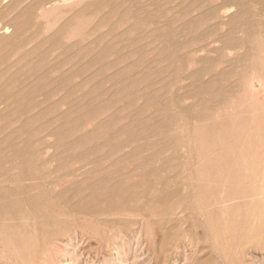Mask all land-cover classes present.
I'll return each mask as SVG.
<instances>
[{
	"label": "rangeland",
	"instance_id": "374dc122",
	"mask_svg": "<svg viewBox=\"0 0 264 264\" xmlns=\"http://www.w3.org/2000/svg\"><path fill=\"white\" fill-rule=\"evenodd\" d=\"M119 157L185 171L192 187L176 192L225 201L207 218L221 237L196 225V245L162 247L155 212L87 218ZM81 166L86 185L50 187ZM40 173L57 220L0 232V264H264V0H0V177Z\"/></svg>",
	"mask_w": 264,
	"mask_h": 264
},
{
	"label": "bare ground",
	"instance_id": "6f19581e",
	"mask_svg": "<svg viewBox=\"0 0 264 264\" xmlns=\"http://www.w3.org/2000/svg\"><path fill=\"white\" fill-rule=\"evenodd\" d=\"M70 1L71 0H69V2ZM3 31H5V29ZM112 162H113L111 165L112 168L114 167L116 168V170L119 168V170L122 169V171L120 173H117L115 177H113L114 182H115L113 184L114 186L113 188L111 189L106 188L107 190L103 192L102 194H99L96 196L92 194L94 197L91 196V198H88V201L91 200L93 202L92 203L93 209L88 210L87 208L89 205L87 206L86 208L87 212H84L88 215L87 218H91V220L92 219L101 220L100 218H102V223L104 225L105 224H112V225L113 224L114 225L126 224L128 225L129 223L134 225L135 223L138 222L137 219H135V217L129 218L128 216L124 215L126 211H132L134 215L136 214L139 215V213L145 212L148 217L150 215H153V213L155 212L154 218L150 220V222H152V224L155 225L157 229H159V235H157L156 239L160 238L162 247H164L165 244H167L166 242L167 241L169 242V240L172 237H174V235H179V236L188 235L191 238V241L193 242L192 244L196 245L203 236V235H200L199 231H195L196 229L194 230V227L196 225L197 226L198 225L207 226L208 229H210V232H212V235L214 236L215 239H219L221 237V230L218 229V227L220 226V223L215 225L213 223L216 220H213L212 222V220L209 221L207 218H214L215 216H219V215L227 216L228 208L222 205L225 201L221 203V200H220L221 198L220 199L214 198V199H211V201L207 202L205 199V195L206 193H208V191H206L202 186H197L198 189L197 190L195 189L196 191L194 192L195 193L194 197L191 195L186 196V193L181 194L180 193L181 189L185 190L187 188H190L191 182L192 180H194L192 176L190 175L187 178H185L184 177L185 175H183L184 174L183 172L185 171H181L180 173H177L176 175L168 174L166 175V177H164L162 174H161L162 176L161 175L159 176L157 175L155 171V167L159 168V166L155 164L156 161H154V159H151V158L149 159L147 157H138V158L136 157L135 158H132V157L131 158L129 157L120 158L119 157V158H114ZM131 166H134L133 170H129ZM83 167L84 166H81L79 169L75 168V169L69 170L67 171V175L65 176H63V174L61 175L63 177H61L60 175H58L60 176L58 177L56 175L57 178L55 179L52 178V181H51L52 186L50 187H52V189L54 187L53 189L54 191L56 190L57 193H62V195L64 196V193H67L68 191L70 192V190H67L68 186L76 187L77 185H80V184L86 185L88 181L86 177L85 179H78L79 177H82L83 175L80 170ZM158 168H157V171H158ZM162 168H165V165ZM55 173L57 172L55 171ZM38 174H35L34 176H32L31 178L32 180H29L22 176H19V177L17 176L15 180L14 179L10 180L8 178H1L2 176L0 177V232H2V234L6 235V233L8 234L13 233L14 236L15 235L22 236L23 234H26L25 233L26 231L30 230V227H32L35 230L36 235L41 234V232L43 233V231H45L47 225L57 220L55 218L56 216L54 217V215L56 214L52 213V215H50L51 206L53 207V205L48 204L49 202L52 201L51 198H48V195L51 194L52 191H50V189L47 188L49 186L50 179L45 180L41 177V173H40V176ZM163 182H167V183L164 185L163 189H160V187L163 185L162 184ZM196 182L197 183L200 182L201 185L204 183L203 178L199 176ZM188 183L190 185H188ZM178 184H181V185L177 186ZM174 186H177L176 189H174ZM57 187H60L62 189L58 191L57 189H55ZM176 191H180V192H176ZM202 196L205 199L204 203H202L203 205L197 208H194L193 207L194 204L192 205L193 199L194 198L200 199ZM59 197L61 196L59 195ZM59 197L58 195L56 196V198H59ZM47 198H48V202H47ZM69 205L67 206L69 207ZM71 209L72 211L73 210L76 211V208H70V210ZM55 213L57 212L55 211ZM81 219L83 220L84 218H81ZM92 221H91V225H92ZM77 231L80 232L81 229L77 228ZM210 232L208 234H210ZM28 233L30 234V232ZM207 238H205L204 240L206 241ZM37 240L38 239H36L35 241ZM259 241H261L260 244L262 243L264 244V234L263 233H261V236L259 237ZM32 245H33V242H32ZM27 248H29V246ZM32 250L34 252V248Z\"/></svg>",
	"mask_w": 264,
	"mask_h": 264
}]
</instances>
